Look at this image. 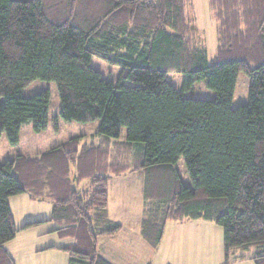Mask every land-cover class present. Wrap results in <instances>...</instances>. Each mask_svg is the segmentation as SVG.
I'll return each mask as SVG.
<instances>
[{
    "label": "trees",
    "instance_id": "1",
    "mask_svg": "<svg viewBox=\"0 0 264 264\" xmlns=\"http://www.w3.org/2000/svg\"><path fill=\"white\" fill-rule=\"evenodd\" d=\"M193 1L0 0V136L17 145L24 124L48 127L50 90L23 93L36 79L56 83L63 119L99 120L90 134L0 164V264H16L5 244L18 232L9 198L22 193L52 203L59 235L75 240L61 247L69 264H112L98 251L99 236L122 229L108 216V183L129 171L145 176L151 247L168 221L203 218L224 229L225 264L237 250L264 264V0H210L213 57L188 15ZM93 56L121 67L116 82ZM170 71L184 72L182 89ZM241 71L249 102L233 108ZM201 80L214 99L185 95ZM181 156L191 186L176 167Z\"/></svg>",
    "mask_w": 264,
    "mask_h": 264
},
{
    "label": "crops",
    "instance_id": "2",
    "mask_svg": "<svg viewBox=\"0 0 264 264\" xmlns=\"http://www.w3.org/2000/svg\"><path fill=\"white\" fill-rule=\"evenodd\" d=\"M193 5V18L202 33L209 57H213L218 47V23L210 0H194ZM138 172L113 176L108 183V216L120 223L122 229L114 235L99 236V253L112 264H225L224 229L207 219L168 221L159 246L154 249L147 243L142 234L145 207L150 203L145 200V178L140 187L141 206L137 199L134 203L130 198L138 197L137 185L132 186L131 195L122 187L125 181L122 177ZM9 204L18 232L5 244V249L16 264H69V254L61 247L75 240L59 235L57 229L60 225L51 220L52 203L22 193L11 196ZM31 222L35 224L24 227ZM253 252H233L231 256L238 260L232 264H256L249 258ZM242 254L247 257L240 259Z\"/></svg>",
    "mask_w": 264,
    "mask_h": 264
},
{
    "label": "rangeland",
    "instance_id": "3",
    "mask_svg": "<svg viewBox=\"0 0 264 264\" xmlns=\"http://www.w3.org/2000/svg\"><path fill=\"white\" fill-rule=\"evenodd\" d=\"M193 10L195 12L194 5L192 7V10H188V15L190 17H192L194 14ZM91 63L96 69L101 71L105 79L112 80L114 82L117 81L121 72L120 66L112 65L98 56H93ZM166 77L173 85H175V87H177L178 89H182L185 80L184 72L170 71L167 73ZM250 86V78L244 71H241L238 74L235 94L232 100L233 108H236L243 104H247L249 102ZM45 89H49L51 93L48 111L50 121L48 127L43 131L36 132L33 129V125L31 123L24 124L21 128L20 140L17 145H11L8 140L7 134H2L0 136V164L8 159L14 158L18 153L34 155L43 152L56 144L66 141L72 135L82 133L90 134L96 129L97 125L99 124V120L90 122L67 121L60 116L61 100L57 85L53 81L36 79L27 87H25L23 93L25 96H31ZM185 95L187 97L193 98L214 99L216 97V92L207 86L205 80H201L199 82H196L192 89L186 90ZM126 135L127 129L123 128L121 131V139L126 140ZM89 141L91 140H88V138H86L83 142ZM176 167L179 171L183 184L186 186H191L192 182L187 170L184 156H181L179 158L176 163ZM127 174L128 175L126 177H122L125 178L122 187L127 189L128 195H131L132 193L130 190L132 186L137 185L138 197L136 198L134 196L130 198L134 200V203L137 199L138 205L141 206L143 204L142 200L140 199V187L145 176L144 174L141 175V172L133 173V175H129V173ZM124 200L125 198L123 199V201ZM133 200H128V202H131Z\"/></svg>",
    "mask_w": 264,
    "mask_h": 264
}]
</instances>
